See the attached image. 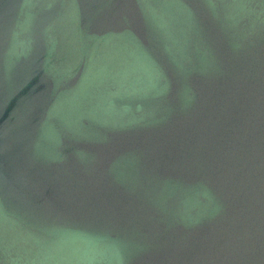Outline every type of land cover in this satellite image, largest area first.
Masks as SVG:
<instances>
[{
  "label": "water",
  "instance_id": "water-1",
  "mask_svg": "<svg viewBox=\"0 0 264 264\" xmlns=\"http://www.w3.org/2000/svg\"><path fill=\"white\" fill-rule=\"evenodd\" d=\"M0 264H264V0H0Z\"/></svg>",
  "mask_w": 264,
  "mask_h": 264
}]
</instances>
